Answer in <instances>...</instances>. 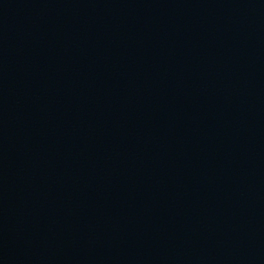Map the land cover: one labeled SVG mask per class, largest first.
I'll return each instance as SVG.
<instances>
[{"label": "water", "instance_id": "water-1", "mask_svg": "<svg viewBox=\"0 0 264 264\" xmlns=\"http://www.w3.org/2000/svg\"><path fill=\"white\" fill-rule=\"evenodd\" d=\"M0 264H264V0H0Z\"/></svg>", "mask_w": 264, "mask_h": 264}]
</instances>
